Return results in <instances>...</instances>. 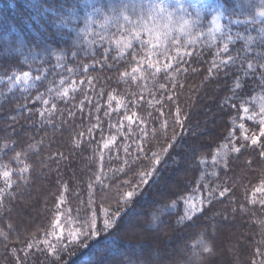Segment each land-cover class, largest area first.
Listing matches in <instances>:
<instances>
[{"label": "trees", "instance_id": "16d2710c", "mask_svg": "<svg viewBox=\"0 0 264 264\" xmlns=\"http://www.w3.org/2000/svg\"><path fill=\"white\" fill-rule=\"evenodd\" d=\"M150 2L0 0V264H264V0L168 7L156 47Z\"/></svg>", "mask_w": 264, "mask_h": 264}, {"label": "snow or ice", "instance_id": "6c2138e0", "mask_svg": "<svg viewBox=\"0 0 264 264\" xmlns=\"http://www.w3.org/2000/svg\"><path fill=\"white\" fill-rule=\"evenodd\" d=\"M262 15H264V13H262ZM214 30L217 31L218 30V27H217V29H214ZM135 35L137 36V38H139V33H135ZM251 39L252 38L249 37L248 38V41L250 42ZM154 40H161V42L167 41V36H166L165 33H163L162 38H161V35L159 33H157L155 36H153L152 33L150 32V40H149V43H152L153 44V47H156V44L153 43ZM230 42H231V38H229V43ZM188 43L189 44H193V43H195V41L189 39L188 40ZM229 43H225L223 45V48L221 49L222 52H225V53L228 52V50H229ZM116 45H117V47H128L129 46V41H122V40L121 41H116ZM177 54L179 55V50L177 51ZM217 55H219V54H217ZM57 60H60V57L59 56L57 57ZM231 60H232V58L229 56L227 60H220L219 61V64H217V63L214 62L213 63V67L214 68H217V67H219L221 65H225V64H227ZM147 63H148V66L150 68H154L156 72H159L160 71V68L157 67V65L152 62V60H151L150 57H149ZM165 67L167 68V67H171V66L168 65V64H165ZM247 67L250 70L253 69V65L251 63H249L247 65ZM262 67H264V65H262ZM68 71L71 72L72 69H68ZM209 71L211 73V69ZM131 72L132 73H138V72H140V69L138 67H133L131 69ZM123 75L127 76L128 73L125 72ZM35 79L36 80H40V76H36ZM30 81H31V76H30V73L28 71H24L22 75H15V82L18 83V84H21L24 87H30V86H32L31 83H30ZM60 84L63 85L64 84V80H61L60 81ZM240 87H241V84L239 82H237L235 84V88L236 89H239ZM74 89H75V83L73 82L71 89H69V88L56 89L55 90V96H56V98L61 99V100L67 99L69 97V92L71 90H74ZM48 91H49V94H51L54 90L53 89H49ZM108 98H109V100L111 102L113 100H115L116 101V104H120V105L122 104L121 103V100H117L116 97L113 96V95H109ZM36 99L38 101H40L45 106L49 105V103H50V100L49 99H44L43 96H41V95H38L36 97ZM56 108H57L56 104L55 103H52L50 109L46 108L45 110L40 111L39 112V115L41 117H44L45 116V112H47L49 115H51V113L53 111H55ZM97 111H99V109H97ZM243 111L244 112H247L248 109L247 108H244ZM69 115L71 116L73 114L71 112H69ZM134 116H136L135 113H133L131 115L126 114V115H124V120H126L128 122V124H131L132 125L133 122H134L133 121V117ZM178 118H179V109H177V122H179V119ZM260 124H261V129H264V119L260 120ZM122 126L123 125H121V127ZM93 127H96V126L94 125ZM240 127H241V129H243L244 125H240ZM89 132H91V129H89ZM260 136L261 137H264V132H262ZM244 139L245 140H249L250 139L255 146L258 144V139L256 138V135H252L251 137L245 135L244 136ZM115 141H116V137H112L106 143L103 144V148L104 149H108L109 148V145L112 144V143H114ZM169 147H171V145H169ZM234 151L237 152V153H239L241 151V148L240 147H235L234 148ZM262 154H264V153H262ZM153 155H154V157L156 156L155 153ZM17 156H19V153H17ZM155 162L157 164H159L160 161H159V159H156ZM21 171H28V168L25 167ZM147 175H150V173L144 174L142 176L141 183H147V179H146V176ZM0 176H2L4 178V180L6 182H8V187H12V184H11L12 173L10 171L5 170L2 173H0ZM260 190H264V187H262V189H258V191H260ZM221 195H223V193H221ZM133 196H134V192L133 191H128L127 193H125V197H126L125 202L130 201ZM63 202H64V197L61 196L60 197V203L62 204ZM196 209H199V211H197ZM117 212H119V209H117ZM188 212H189L188 219L191 220V219H195L196 216H197V214L200 213V212H202V209H200L198 207L193 208L192 206H189ZM92 221H95V217L92 218L91 222H87V227L89 229H93L94 230L95 228H93ZM113 223H114V221L112 219L106 218L104 220V227L107 229V228L111 227ZM53 227L54 228H59L60 227V217H59V215H57L56 220L53 223ZM60 232H61V234L63 233V229L62 228L60 229ZM92 234L94 235L95 234V231H93ZM76 235H77V233H75V232H70L69 233V237L70 238H75ZM58 239H59V237H58ZM49 247H51V245H49Z\"/></svg>", "mask_w": 264, "mask_h": 264}, {"label": "rangeland", "instance_id": "374dc122", "mask_svg": "<svg viewBox=\"0 0 264 264\" xmlns=\"http://www.w3.org/2000/svg\"><path fill=\"white\" fill-rule=\"evenodd\" d=\"M150 3L155 5L150 10H145V12H148V17L145 19L146 21L143 22L144 28L146 30V34L150 39V32L153 36H155L157 33L162 35L163 33L167 34L170 29L173 27V25L166 23L164 20L165 15L167 14L168 7H177L181 9L184 5H190L191 8L197 12L203 13L204 11H207V9H210V2L209 0H149ZM214 11V9H212ZM140 16H145L144 13H140ZM169 17V16H168ZM221 26V16L216 15L214 18V27L217 29ZM161 42V40H154L153 43L156 44V46ZM153 46V44H152ZM15 87H24L21 84H18L16 82L13 83ZM264 131V129H263ZM186 206V215L189 214V206H192L193 208L200 207V200L191 198L186 200L185 202ZM199 211V209H196Z\"/></svg>", "mask_w": 264, "mask_h": 264}]
</instances>
